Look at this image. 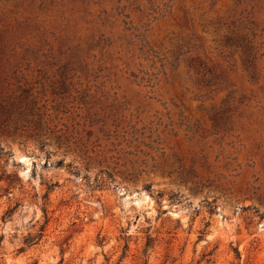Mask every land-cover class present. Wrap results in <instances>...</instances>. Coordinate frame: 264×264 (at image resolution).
<instances>
[{"label":"rangeland","instance_id":"374dc122","mask_svg":"<svg viewBox=\"0 0 264 264\" xmlns=\"http://www.w3.org/2000/svg\"><path fill=\"white\" fill-rule=\"evenodd\" d=\"M0 264H264V0H0Z\"/></svg>","mask_w":264,"mask_h":264}]
</instances>
